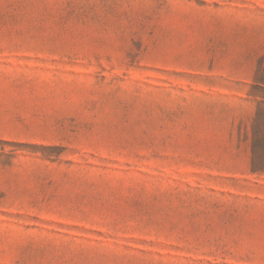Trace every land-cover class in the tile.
Listing matches in <instances>:
<instances>
[{
    "label": "rangeland",
    "instance_id": "obj_1",
    "mask_svg": "<svg viewBox=\"0 0 264 264\" xmlns=\"http://www.w3.org/2000/svg\"><path fill=\"white\" fill-rule=\"evenodd\" d=\"M0 264H264V0H0Z\"/></svg>",
    "mask_w": 264,
    "mask_h": 264
}]
</instances>
